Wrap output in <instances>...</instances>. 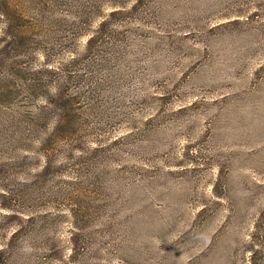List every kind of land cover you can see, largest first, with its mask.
Here are the masks:
<instances>
[{"label":"rangeland","instance_id":"obj_1","mask_svg":"<svg viewBox=\"0 0 264 264\" xmlns=\"http://www.w3.org/2000/svg\"><path fill=\"white\" fill-rule=\"evenodd\" d=\"M19 1L78 14L89 0ZM108 2L92 7L91 32ZM140 10L130 53L93 63L74 140L18 130L45 100L8 95L23 83L7 48L0 264H264V0ZM8 32L0 23V48Z\"/></svg>","mask_w":264,"mask_h":264},{"label":"trees","instance_id":"obj_2","mask_svg":"<svg viewBox=\"0 0 264 264\" xmlns=\"http://www.w3.org/2000/svg\"><path fill=\"white\" fill-rule=\"evenodd\" d=\"M105 1L112 9L91 32L87 27L93 17L92 7L101 8ZM141 2L130 5L129 0H89L82 3L78 14H58L54 3L46 7L42 4L43 10H32L19 0H0V23L8 27V36H13L0 48V73L8 61L6 50L13 46L16 59L10 65L23 83L8 95L23 104L24 95L25 99L45 100L44 107L36 106L34 112L22 114L29 126L25 123L18 130L21 128L23 134L26 131L31 141L43 130L49 131L44 140L51 144L74 140L77 112L92 103L89 95L93 89L86 84L92 81L93 63L108 55L119 59L121 54L130 53L135 42L130 24L142 17ZM85 38V53L81 55L79 42ZM39 55L43 56L40 67L45 70L33 68Z\"/></svg>","mask_w":264,"mask_h":264}]
</instances>
